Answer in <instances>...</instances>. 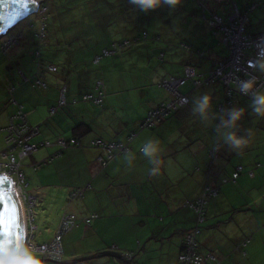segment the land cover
<instances>
[{
  "label": "rangeland",
  "instance_id": "obj_1",
  "mask_svg": "<svg viewBox=\"0 0 264 264\" xmlns=\"http://www.w3.org/2000/svg\"><path fill=\"white\" fill-rule=\"evenodd\" d=\"M45 2L49 6L47 13L40 15L35 12L21 20L9 34L10 36L17 35L16 44L6 52L0 51V64L6 62L15 65L14 61H20L19 66H13L18 73L15 72L18 77L13 83H11L10 73L8 71L3 72L12 84L11 86L30 84L44 93L43 89L40 88L42 85L36 84V80L41 77L40 74L36 75L39 70L45 72L42 76V82L48 84L50 89L66 80L71 75L69 70H71L70 73H73V69H81L80 71H84L83 74L87 76L88 81L90 80L93 83L92 88L95 89L94 93H96V79L103 78L105 97L101 104H96L92 100H80L78 96V102L73 103L69 96L68 104L59 108L57 113L50 117H60L62 115L61 118L67 119L73 114L76 117L79 113L78 107L87 105L93 110L95 116L89 119L80 116L77 120L79 122L84 121L82 123L92 128L86 133L88 136L98 135L101 137L96 138L104 141L110 139L121 141L120 138L126 132L132 129L138 131V136L131 144L134 150L128 154H116L115 158L109 162L111 165L119 164L121 169L130 164H137L139 155H142L140 152L141 145L154 134L155 138L160 141L161 150L164 149L161 155H167L172 149L174 152L169 158V162L183 174L179 175V179H174L172 187H183V190L180 191L181 197L191 192V190H188L189 188L184 186L185 181H192V189L199 188L205 180L207 172L210 171L209 162L208 164L204 163L208 148L211 145L214 146L215 142L221 143L223 141L222 133L227 130L222 127L223 121L228 118L227 112L225 111V114L221 116L216 110V103L221 99L219 81L216 80L214 83L200 88H193L192 84L188 82L181 87L183 91L189 93L190 103L188 106L182 110L172 112L169 116L167 115L168 117L166 116L161 123L156 124L154 127L141 129L140 126L147 110H149L148 108L153 106L154 102L170 97V93L164 90V87L161 89L162 87L158 86V82L164 76L178 77L179 72L184 74L185 63L183 57L186 53L193 54L196 48L201 46L207 52L204 56L208 57V60L211 58L212 51L218 53L222 58L229 56L230 51L222 41V33L215 34L214 28L210 27L208 21L209 10L201 9L198 0H181L180 5L175 9L162 6L149 12L140 11L129 0H45ZM210 2V0H207L204 8L208 7ZM233 2H236L240 7L244 4L256 2L259 11L264 7V0H216L218 14L223 17L230 15ZM257 12H251L250 16L254 21L252 20L247 27V30L253 33L264 29V21H260V16L255 18ZM41 27H44L43 33L45 36L43 38H41ZM131 30H137L140 33V40L146 37L138 47L133 45L122 50L118 49L117 53L103 57L100 63L94 62L96 54L101 53L103 48L111 46L110 41L115 42L122 37H128ZM0 41H3V38ZM166 49L168 50V56L160 60L158 57L159 51L165 53ZM205 51L203 52L205 53ZM200 57L203 58V56ZM50 65L56 66L57 71L47 70ZM40 66L41 68L38 69ZM31 67H34L35 70L38 69L36 73H32L33 75H30ZM20 70L22 71L20 72ZM256 72L258 73V70ZM22 75H25L28 79H25ZM77 76H80L79 73ZM82 78L83 76H80L79 80ZM110 80L113 82H110ZM206 90L210 91L209 95L213 97L212 113L214 118L210 116L209 121L203 120L198 113L193 112L196 99L199 95L205 94ZM214 90L216 94L213 93ZM12 96L10 94L6 95V100L3 103L11 99ZM239 99L240 102L232 106L240 107L242 102L245 101L250 103V98L241 96ZM10 105V102L6 104V106ZM247 106L249 105L247 104ZM246 107H243L245 108V115L237 122L236 128L242 121L250 123L247 124L249 127L257 126L255 133L250 137L252 138L251 144L244 152L245 158L256 164V178H253L250 182L247 180L243 182L242 180L245 179L243 176L248 179L247 176L249 175L247 170H244L236 182L230 181V183L221 185H235L234 188L230 189L233 194L246 193L251 196L250 191L254 187L264 185V163L261 166L260 162L264 154V127L261 126L264 123V117H257L251 108L248 110ZM248 116L249 119H247ZM6 120V113H2L0 127L9 123V118ZM64 126H67V124H64ZM218 128H220L219 131ZM232 130L235 131L236 129ZM191 133H196V136ZM84 135L85 132L78 138L82 139L86 136ZM32 141L38 143L39 139L35 137ZM69 148L81 147L70 146L66 149ZM226 155L222 154L218 163L226 167H230L237 162L245 163V158L241 154L227 151ZM127 157H131V159L129 160ZM143 158L145 157L143 156ZM178 160L187 161L188 164L181 165ZM28 162L29 157H26L23 164H28ZM214 166L216 167V163H214ZM23 168L28 178L29 174L36 173L29 170L31 169L29 166ZM108 174L114 173L109 172ZM258 174L261 175L257 176ZM60 177L65 182L68 180L70 182L74 181V179L68 178L69 175L66 173H62ZM231 177L232 175L228 179H231ZM78 178L76 176V179ZM143 186L147 190V183ZM66 190L67 187L65 186L63 191L59 193L56 191L53 193L43 192L41 201L38 200L37 205L34 206L33 223L37 226L35 230L36 242L40 243V241L51 239L62 215L73 210V205L77 203L79 196L71 198V191L66 196ZM261 202L257 201L256 204ZM134 205L135 202L131 200L126 202L121 199L120 203L113 204L115 209L119 208L122 213L134 209ZM263 205L262 202L260 208H256L257 217L260 216L261 211L264 212ZM164 206L168 208L167 202H164ZM151 207L153 208V206ZM22 213L24 223V220L27 219L24 208ZM204 224L205 221L200 224L201 233L198 237L203 233ZM226 225L240 232H242L241 228L244 226H238L236 216L231 219L230 224L229 221L226 222ZM256 225L252 243L247 247L244 246L248 256L244 257L246 260L243 264H264V223L259 220ZM76 226L77 218L74 228ZM191 226L194 227L195 223ZM28 233V229L25 230L24 236ZM251 233L248 230L245 234L251 236ZM242 244L244 245V243Z\"/></svg>",
  "mask_w": 264,
  "mask_h": 264
},
{
  "label": "crops",
  "instance_id": "obj_2",
  "mask_svg": "<svg viewBox=\"0 0 264 264\" xmlns=\"http://www.w3.org/2000/svg\"><path fill=\"white\" fill-rule=\"evenodd\" d=\"M210 1L211 4L209 3L206 8L209 11L217 12V4H215L216 0ZM257 5L256 2H252L249 5L244 4L242 7L238 5V7L241 9H246L249 6L254 7L249 12V19L252 11H258L255 18L260 16V21H264V7L259 11ZM227 16L222 17L225 19ZM252 20H248L249 25ZM261 31H264V29ZM137 33V30H131L129 36H133ZM142 40H139V43L134 47H138ZM1 42L2 41H0V46ZM112 42L114 41H110L109 43ZM207 47L209 48L208 43ZM203 51L205 50H203L201 46H198L195 53H193L194 55L186 53L183 57V62L185 63L183 68L184 74L179 72L178 77L164 76L162 80L165 78H184L186 67H193L198 75L196 76L197 78L200 77L203 79L206 77L208 72L213 68V62L222 57L218 55V53L212 51V54H210L211 58L208 60V57L204 56L207 52L205 51L204 53ZM166 56H168L167 49L165 53L164 51H159L158 57L160 60H163ZM200 56H203V58ZM102 59H100L99 63ZM19 62V60L14 61L15 65L6 62L0 64V118L2 113H6V119L8 120V118H10L15 112L17 104L12 102L14 99L16 103L23 106L27 115L28 123L39 127V133L35 136L39 139V142H50V145L39 146L31 155L27 156L29 157L28 164H23L25 158L22 160L23 172L24 166H29V168H31L29 170L36 172L29 174V178L24 172L28 183L27 191L36 196L38 203V200L41 201V195L43 192L53 193L56 191L59 193L60 191H63L66 186L67 190L65 191V195L68 196L69 191H73L76 188H88H86L82 197H78L77 203L73 205V210L71 212L76 214L77 226L63 236L62 244L64 248V258L61 264H126L121 257V254L124 252L133 253L134 261L142 264H178V255L184 244V234L193 227L191 226L193 223L196 224V214L192 209L185 207V202L197 198L206 184L218 187L219 194L210 197L207 201L203 233L200 237L197 236L198 249L203 256L207 253H211L216 257V261L212 263L210 262V264H218V262L219 264H243L245 262L246 259L244 257L248 256V254L244 249V246L247 247L252 243L254 239L253 233L256 232V224L259 223V220H262L264 223V212L262 213L261 211L259 217L256 215V208H260L262 202L264 203V185L254 187L250 191L251 196H249L246 193L233 194L230 189L234 188L235 185L223 186L221 184L230 183L229 181H224V179L229 178L230 175H232L237 165H242L243 171L247 170L249 174L247 176L248 179L243 176L245 178L242 180L243 182L246 180L250 182L253 178H256V164L245 158L244 154L250 146L252 138L249 139L247 147L239 153L245 158V163L237 162L230 167L218 163L222 154L227 156V151L233 152L230 149V146L224 143V141L217 143L219 148L221 147V150L219 151L218 156L211 160L209 159V149L213 146L211 145V147L208 148L204 159V163L208 164L209 162L210 165V171L207 172L206 178H204L205 180H203V183L199 188L193 189L191 188L192 181H185L184 186L189 188L188 190H191V192L188 195L181 197L180 191L183 190V187H172L174 179H179V175H183L169 162V158L174 152L172 149L167 155L160 154L161 162L159 165V172L155 176L150 175L149 171L153 167H158V165L150 164L149 158H143V155H139V160H137L138 162L136 165L130 164L122 169L119 164H109L110 161L107 165L101 166L98 163L97 158L100 155H103L104 152L102 149L92 145L94 140L99 139L96 137L101 136H88L86 133L92 129L89 128V130L85 132L87 137L84 135L85 137L79 139L78 137L84 132L81 130H78L77 132L74 131V127L77 124L84 122H79L77 118L83 116L85 119H89L90 117L95 116L92 109L87 107V105H84L85 107H78L77 110L79 113L76 117L75 114L67 119L61 118L62 115H60V117H50L54 116L58 109L63 107L58 106V100L63 87L66 89V104L64 106L68 104L69 96L73 103H77L78 97H80V100H83L82 96L85 93H94L95 89L92 88L93 83L90 80L88 81L87 76L83 74L84 71L81 72V69H73V73H70L71 70H69V74L71 75L67 74L69 77H67L66 80H63L62 83H59L55 88L52 87L49 89L48 84L45 88L41 86L40 88L43 89V93L30 84L11 86L12 84H10L6 74L3 72L8 71L10 73L11 83H13L18 77V73L13 66H19ZM19 68L21 69V67ZM40 68L41 66L38 69ZM38 69L35 70L34 67H31L30 75L36 73ZM21 71L22 70H20V72ZM15 72L17 74H15ZM78 73L80 76H83L80 80V76H77ZM257 74L264 77V73H261L260 71H258ZM22 76H24L25 79L27 78L25 75ZM102 79H96V84L94 82L96 91L99 80L104 83L105 90V82L104 79ZM161 81L158 82V86ZM110 82L113 81L110 80ZM188 82L192 84L193 88H200L201 86L209 85L195 87L191 80H187L181 85L179 90L188 96L189 103V93L181 89V87ZM218 83L221 86V99L216 103V110L222 116L225 114V111L228 112L232 108H236L232 105L239 103L240 97L236 98L235 102L231 104L225 103L224 86L222 83ZM83 88L85 90H82ZM161 89H163V87ZM164 90L170 93V97L168 99H161L158 102H154V105L148 109L172 99L173 94L167 88H164ZM209 93L210 91L206 90L205 94ZM213 93L216 94V91L214 90ZM9 94L13 95L12 98L3 103L6 100L5 96ZM104 97L102 101H104ZM9 102L11 105L6 106ZM188 104L186 106H188ZM221 104H223V107L222 110H219ZM247 104L249 105L247 101L242 102L240 107H246ZM186 106L179 110L184 109ZM25 107H27L26 110ZM52 107H55L53 113H51ZM246 108H248V110L250 109L249 106ZM247 119H249V116ZM64 124H67V126H64ZM247 124L250 123H245L244 121L240 122L238 128H235V132L240 136H245L246 130L252 129L254 134L257 126L249 127ZM261 126L264 127V123ZM130 131L126 132L120 140L125 141ZM138 134L139 132L137 131L136 137ZM191 134L196 136V133ZM153 137H155L154 134L150 138ZM61 139L67 141L76 139L80 145L71 146H79L81 148L66 149L70 147L68 146L64 148V151V149H61L57 143V141ZM112 140L113 139H110L108 141ZM134 140L132 142H134ZM132 150L134 149L132 148ZM163 150L164 149H162L161 152H163ZM263 156L262 161H260L261 166L264 163ZM39 163L42 164L36 166ZM179 163L181 165L188 164L187 161H179ZM214 163H216V167L214 166ZM183 168H185V166H183ZM109 172L114 173L115 175L108 174ZM62 173L68 174V178L74 179V181H63L60 177ZM259 175L261 174H258L257 176ZM76 176L79 178L76 179ZM236 180L234 182H236ZM145 183L148 185L147 190H145L143 186ZM224 190H226V192H224ZM120 199L125 200L126 202L130 200L135 202V208L125 213H122L119 208L115 209L113 204L120 203ZM257 201L262 202L256 204ZM164 202H167L168 208L164 206ZM151 206H153V208ZM262 208H264V205ZM91 215L96 216L88 222L86 218ZM234 216H236L238 226L244 225L241 228L242 232L226 225V222L228 221L229 224L231 223V219ZM23 224L24 229L26 230L25 220ZM248 230L252 232L251 236L245 234ZM36 236L35 233V238ZM50 240L51 239L40 241V243L49 242ZM242 243H244V245ZM46 264L56 263L46 261Z\"/></svg>",
  "mask_w": 264,
  "mask_h": 264
},
{
  "label": "built area",
  "instance_id": "obj_3",
  "mask_svg": "<svg viewBox=\"0 0 264 264\" xmlns=\"http://www.w3.org/2000/svg\"><path fill=\"white\" fill-rule=\"evenodd\" d=\"M204 7L203 1L198 0ZM254 7H249L245 10H241L236 6L232 7V13L225 20L218 14H213L209 21L210 25L216 27L222 33V41L228 46L230 54L227 58L218 59L215 61L213 70L207 74L206 77L201 79L196 74L193 67H186L185 77L181 79L165 78L160 82V86L167 88L173 97L168 102H162L160 105L151 108L147 111V114L141 124V128H151L156 124L160 123L167 115L179 108L185 106L189 102L187 95L183 94L179 87L183 85L187 80H191L195 87L202 85L203 83H210L216 80L220 81L225 89L224 102L227 104L233 103L237 97L245 96L239 93L236 89L235 83L241 79H248L250 76H255L257 80V86H264V77L258 75L255 70L248 67V61L256 58L258 51L264 49V31L252 35L247 32V23L249 20V12ZM49 10L48 4L45 0L38 1L37 12L40 15H45ZM41 32V38L45 36ZM3 37L1 42V52H6L11 46L16 44L17 35H9ZM137 39V38H136ZM136 40H124L122 44L116 42L111 43V46L104 48L101 53L95 55L94 62L98 63L103 57L115 54L118 46H132L135 45ZM118 45V46H117ZM238 69V71H237ZM57 71V67L50 65L49 69ZM40 74V78L36 80V84L47 87L45 82H42V76L45 74L43 70H39L36 75ZM96 93H85L82 96L83 100H92L95 103H101L104 97V83L98 81ZM66 89H61V94L58 100V106H64L66 104ZM186 97L188 99L186 104L180 103V98ZM249 97V96H245ZM12 102L17 104L15 112L10 116L9 123L5 126L0 127V172L5 171L12 181L15 182V191L19 196V200L24 208L26 217V231L29 233L25 235L27 243L36 249H43L46 252V260L59 262L62 259L63 247H62V236L70 231L76 225V217L73 213L65 212L60 220V223L55 230L53 237L49 242L36 243L34 241L36 225L33 223V209L37 205V198L35 195L27 191L28 183L25 174L22 169V160L27 156L31 155L39 146L50 145L49 141H40L34 143L32 139L39 133V127L31 125L27 121L26 112L21 104H18L13 99ZM223 104L219 106V110H222ZM55 111V107L51 108V113ZM136 136L135 131L129 132L125 141H104L102 139H96L92 142L94 147L102 149L104 154L97 158L98 163L101 166L107 165V163L116 154H128L131 152V142ZM61 149H64L71 145H80L78 140L71 139L70 141L61 139L57 141ZM220 148L217 143L209 150V157L213 160L219 154ZM37 164L36 166L41 165ZM242 170L241 165H237L235 171L232 174L231 181H235L240 171ZM227 181V179H224ZM87 187L76 188L71 191V198L81 197ZM219 193V188L207 184L204 186L201 194L194 200L186 201L185 207L194 210L197 213L198 222L203 221L202 212L206 203V199L209 197L216 196ZM96 215H91L86 220L89 222L90 219ZM200 232V228L195 227L189 230L185 234L184 249L178 255V264H205L206 260L215 262V256L209 253L207 256H203L197 252V235ZM123 255L130 259L132 253L125 252ZM58 257V259H56ZM133 264H140L134 262Z\"/></svg>",
  "mask_w": 264,
  "mask_h": 264
},
{
  "label": "clouds",
  "instance_id": "obj_4",
  "mask_svg": "<svg viewBox=\"0 0 264 264\" xmlns=\"http://www.w3.org/2000/svg\"><path fill=\"white\" fill-rule=\"evenodd\" d=\"M129 2L133 5H136L140 9V11L149 12L158 9L162 6H168L171 9H175L178 5H180L181 0H129ZM35 12H37V9ZM9 33H11V31ZM248 67L253 70H258L261 73H264V49L258 51L255 59L248 61ZM235 85L239 93L250 97L249 107L251 108L252 112L257 117H264V86L261 87L257 86L256 77L250 76L248 79L238 80V82H236ZM187 101L188 99L186 97L180 98V103L182 104H186ZM212 109H213V97L209 94H201L198 96V98L195 101V107L193 108V112L198 113L203 120L209 121L210 116L214 118ZM244 115H245V108L243 107L232 108L227 112L228 118L223 121V125H222L224 129H227L226 131H223L222 139L224 143L229 145L230 149L236 154H239L245 147H247L249 143V139L253 134L252 129H247L245 136H240L235 131L232 130L236 128L237 122L240 121L244 117ZM217 130L219 131L220 128H218ZM132 131H135L137 135L136 130H132ZM140 152L144 157L149 158L150 164L158 165V167H153L149 171L150 175L153 176L157 175L159 172L160 154H161L159 139L155 137L147 139L140 148ZM127 159L130 160L131 157H127ZM226 179L229 182L231 181L228 178ZM46 259H47L46 252L43 249H36L30 246L27 243L25 236L24 239H18L13 236H9L5 238L4 236L0 235V264H46ZM56 259H58V257H56Z\"/></svg>",
  "mask_w": 264,
  "mask_h": 264
},
{
  "label": "water",
  "instance_id": "obj_5",
  "mask_svg": "<svg viewBox=\"0 0 264 264\" xmlns=\"http://www.w3.org/2000/svg\"><path fill=\"white\" fill-rule=\"evenodd\" d=\"M40 0H0V39L7 35L21 20L35 13ZM11 180L5 171L0 172V235L23 239V213Z\"/></svg>",
  "mask_w": 264,
  "mask_h": 264
},
{
  "label": "trees",
  "instance_id": "obj_6",
  "mask_svg": "<svg viewBox=\"0 0 264 264\" xmlns=\"http://www.w3.org/2000/svg\"><path fill=\"white\" fill-rule=\"evenodd\" d=\"M197 1V0H196ZM199 2V1H198ZM199 4H200V8L201 9H207V8H204L203 7V5L199 2ZM203 4H205L206 5V0H204L203 1ZM234 4H236V6L238 7V5H237V3L236 2H233L232 3V5H231V11H230V14L232 13V7H233V5ZM249 5V4H248ZM247 7V6H246ZM239 8V7H238ZM247 8H249V7H247ZM246 8V9H247ZM241 9V8H240ZM241 10H244V9H241ZM203 11V10H202ZM213 14H218L217 12H215V11H209V17H208V21H210V19H211V16L213 15ZM219 15V14H218ZM219 16H221V15H219ZM222 17V16H221ZM229 17V15L225 18V19H227ZM223 18V17H222ZM250 20H252V18L250 17V19H249V21ZM248 25H249V23H247ZM247 25V26H248ZM210 27H212V28H214V33L215 34H218V33H220V31L216 28V27H213V26H211L210 25ZM248 33H251L252 35H256L257 33H259V32H261V31H259V32H257V33H253V32H249V31H247ZM137 38V39H136ZM124 40H136V44H138L139 43V34H135V35H133V36H128V38H121V39H119V40H116L115 42L119 45V44H122L123 43V41ZM135 44V45H136ZM134 45V46H135ZM133 46V45H132ZM130 46H122V47H119L118 46V49H120V50H122V49H124V48H129ZM118 49H117V52H118ZM116 52V53H117ZM220 59H222V58H220ZM218 60V59H217ZM216 61V60H215ZM215 61L213 62L214 64H213V68H214V66H215ZM213 68L208 72V74L213 70ZM210 83H214V82H210ZM210 83H203V85H205V84H210ZM239 97H241V96H239ZM243 97H245V96H243ZM238 98V97H237ZM246 98H250V97H246ZM235 102V101H234ZM159 124V123H158ZM154 127V126H153ZM89 126L88 125H86V124H84V123H80V124H77L75 127H74V131H78V130H81V131H83V132H87L88 130H89ZM80 135V134H79ZM114 157H115V155H114ZM113 157V158H114ZM112 158V159H113ZM210 158V157H209ZM111 159V160H112ZM110 160V161H111ZM243 172V167H242V170L240 171V173H239V175L241 174ZM252 175V174H251ZM84 195V194H83ZM82 195V196H83ZM81 196V197H82ZM210 198V197H209ZM208 198V199H209ZM208 199H206V203H205V206H204V209H203V212H202V216H203V221L202 222H198V220H197V213L194 211V210H192L195 214H196V224H195V226L194 227H192L191 229H189V230H192L193 228H195V227H198V228H201V226H200V224L201 223H203L204 221H205V212H206V205H207V201H208ZM70 213H73V212H70ZM74 214V213H73ZM75 215V217H76V214H74ZM77 218V217H76ZM74 228V227H73ZM72 228V229H73ZM71 229V230H72ZM70 230V231H71ZM188 230V231H189ZM70 231H68L67 233H65L63 236H65L66 234H68ZM188 231H186V233L188 232ZM185 233V234H186ZM185 234H184V242H185ZM199 235V234H198ZM197 235V236H198ZM63 236H62V239H63ZM35 238V237H34ZM197 238V237H196ZM34 241H35V239H34ZM36 243H39V242H36ZM42 243H44V242H42ZM184 245L185 244H183V247H182V250L181 251H183V249H184ZM62 247H63V244H62ZM196 249H197V252H199V250H198V241H197V245H196ZM125 253V252H124ZM131 253V252H130ZM133 254V253H132ZM201 254V253H200ZM203 255V254H202ZM205 256V255H204ZM121 257H122V259L126 262V264H133L134 262H136V261H134V259H133V255H132V257L130 258V259H127L123 254H121ZM63 258H64V248H63V255H62V259H61V261H59V262H56V261H50V262H53V263H56V264H61L62 262H63ZM46 261H49V260H46ZM137 263H139V262H137ZM140 264H142V263H140ZM205 264H210V261L209 260H206L205 261ZM218 264H219V262H218Z\"/></svg>",
  "mask_w": 264,
  "mask_h": 264
},
{
  "label": "snow or ice",
  "instance_id": "obj_7",
  "mask_svg": "<svg viewBox=\"0 0 264 264\" xmlns=\"http://www.w3.org/2000/svg\"><path fill=\"white\" fill-rule=\"evenodd\" d=\"M2 210H3V202L0 201V211H2ZM0 226H2V225H0Z\"/></svg>",
  "mask_w": 264,
  "mask_h": 264
},
{
  "label": "bare ground",
  "instance_id": "obj_8",
  "mask_svg": "<svg viewBox=\"0 0 264 264\" xmlns=\"http://www.w3.org/2000/svg\"><path fill=\"white\" fill-rule=\"evenodd\" d=\"M17 197H18V199H19V196H18V194H17ZM20 201V200H19ZM23 236H24V234H23Z\"/></svg>",
  "mask_w": 264,
  "mask_h": 264
}]
</instances>
